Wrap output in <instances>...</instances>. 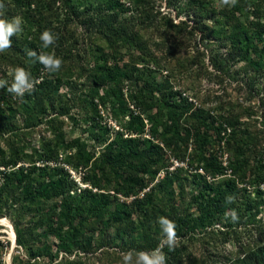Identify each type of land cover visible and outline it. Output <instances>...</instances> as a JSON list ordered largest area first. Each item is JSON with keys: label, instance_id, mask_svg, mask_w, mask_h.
I'll return each mask as SVG.
<instances>
[{"label": "trees", "instance_id": "trees-1", "mask_svg": "<svg viewBox=\"0 0 264 264\" xmlns=\"http://www.w3.org/2000/svg\"><path fill=\"white\" fill-rule=\"evenodd\" d=\"M218 2L166 0L177 21L156 0H0V19L22 18V31L0 53V79L10 86L22 67L39 81L22 98L0 88V220L11 219L26 256L13 255L12 264H89L76 256L93 250L86 238L96 225L98 249L112 237L117 247L151 251L162 239L161 216L177 233L175 246L162 249L166 264H264V127L252 119L259 113L226 93L196 104L173 86L174 70L161 81L163 70L153 69L160 62L150 48L159 45L164 62L172 57L194 82L233 78L239 86L244 71L248 96L257 95L264 0ZM45 30L58 37L48 48ZM199 37L218 46L210 56L218 75L205 64ZM29 49L61 58V69L44 71ZM242 62L240 72L233 68ZM104 110L117 128L103 123ZM82 121L88 127L70 136L66 125ZM40 128L48 135L35 145ZM231 238L240 249L223 261L187 253L186 242L210 249ZM6 247L0 240V264Z\"/></svg>", "mask_w": 264, "mask_h": 264}, {"label": "rangeland", "instance_id": "rangeland-1", "mask_svg": "<svg viewBox=\"0 0 264 264\" xmlns=\"http://www.w3.org/2000/svg\"><path fill=\"white\" fill-rule=\"evenodd\" d=\"M188 0H186L187 2ZM219 2V6H225V4H223L222 0H218ZM162 2V6H158L157 8H160L162 12L164 13H170L172 15V17L176 18L177 21H180L181 18L177 17V10L174 8H169L168 6L166 7V0H156V3H160ZM227 6V5H226ZM255 16V15H254ZM79 31L83 32L84 28H79ZM156 43L160 42L155 40ZM197 44L198 47L201 50H204L206 53L205 56V64L207 65L208 69L211 70L212 72L214 71L216 73V75H218V72H216L211 64H210V56L211 53H213L215 51V49H217V45L215 44H208L207 42H202L200 41V37L199 40H197ZM159 45L155 46L152 45L150 50L153 51L155 53V57L156 59L160 62V64H154L155 67L153 69L159 68L162 69V73H161V77L160 80L161 81H165L168 76L170 75V72L172 70L175 71V77L172 78V82H173V86H175V88H178L180 91L183 92L184 94H188L190 95L192 98H194L198 103H201V101L205 102V98L208 94H210L213 99L216 96L219 95H223V93H226L229 95L230 99L235 101V103L239 102L242 104V108L247 107V108H251L252 111H256L257 114L255 117L253 116L252 119L255 120L254 122V127L260 129V131L263 127H264V123L262 118L259 119V122L256 120L259 118V116H263V112H264V107H263V101H264V90H262V86L264 85V79L263 77H260L257 79L256 82V89H257V95L253 96V98L250 99V97L248 96V84L249 82L245 81V76L248 77L244 71H242V73L238 76L239 80H240V84L238 86V82L233 79V78H229V80H227L224 85H221L219 83L215 81L211 82V80H209L208 77L202 78L201 81H198L197 83L194 82L193 80H191L190 75L188 72H184V70H179L178 66H174L172 67V57H170V60H167L164 62L162 55L159 52ZM222 51H226L225 49H223ZM167 67L172 68L171 70H168ZM239 67V68H238ZM245 67V63L242 62L240 63V65L238 66V64H236L233 68H238L239 72L242 70V68L244 69ZM166 68V69H165ZM157 71V70H156ZM245 75V76H244ZM221 78V76H220ZM219 80V78L217 79ZM241 82H243V85L241 86ZM67 89L64 88L63 91H65ZM185 90L187 92H185ZM214 94V96H213ZM198 96V97H196ZM196 97V98H195ZM228 97V96H227ZM250 99V101H249ZM244 110V109H243ZM245 111V110H244ZM103 115L105 116V119L103 120V123H107L108 125L117 128V122L108 114V111L104 110L103 111ZM244 117L246 118V114H243ZM88 127V124L85 122H81V124L78 126L77 129H74L73 126H71L70 124L66 125V129L68 131V134L70 136L73 137H78L82 134V129H85ZM264 133H262V137H263V141H264ZM44 135H48L45 133V130L43 128L38 129V131L34 134V144L36 145L38 143V139L40 138V136H44ZM85 139H88V133L84 134ZM103 149V147H97V151L101 152V150ZM98 152V153H99ZM228 157V156H227ZM228 159V158H227ZM181 165V164H180ZM73 176L75 178H77L76 180L80 181L81 179L78 178L77 173L73 172ZM164 176V173L162 175V177ZM264 188V186L262 187ZM254 190V189H253ZM149 188L146 189L144 191L148 192ZM256 191V190H255ZM143 194V193H142ZM121 201H125L124 198L120 197ZM136 197H132L129 200H127V202H130L132 200H134ZM135 215V219L137 218V215ZM259 218H264V214H260ZM9 224V225H8ZM218 227H221V225H218ZM14 230V226L13 223L11 221V219L9 217H5L3 219L0 220V240L3 241V243L5 245H9V247L5 248V255H4V261L5 264H12V257L15 254H20L22 255L23 258H25V252L24 250L20 249L18 247L17 244V240H16V232L14 230L15 233V239L14 241L11 239V233ZM113 233V232H112ZM100 235H101V226L100 225H96V228L94 231L90 232V234L88 235V237L86 238L87 241H92L94 248L93 250L88 254H76L74 256H72V258L76 257H80L83 258L85 261H87L89 264H112V258L115 257L116 255H119L122 257L121 253L124 252H128L129 250L127 248H121V247H117L114 245V243H111L112 241V237L107 238V244L104 248L102 249H98L96 242L100 239ZM251 235V234H250ZM95 240H91V239ZM245 237H249V236H245ZM249 240V238H247ZM109 240V241H108ZM53 241V239H52ZM243 243H246V240L244 239ZM242 243V244H243ZM187 245L188 254H192L194 256H204L206 258H208V260H210L212 262V260H218V261H223L225 256L228 257H232V253H235L236 251H238V249H240V245L239 243H235V241L231 238V240L226 243V244H219L216 248H210L208 249L206 246H202L200 244H192V243H185ZM56 249V248H55ZM115 251H117L115 253ZM111 253V254H110ZM103 256V257H102ZM65 257L64 253H60V256L58 258V261L63 260ZM101 257V259H99ZM108 258H110V261L108 262ZM135 257H133L134 259ZM102 260V261H101ZM108 262V263H107ZM114 264H123V257L122 260L119 263H114Z\"/></svg>", "mask_w": 264, "mask_h": 264}, {"label": "clouds", "instance_id": "clouds-1", "mask_svg": "<svg viewBox=\"0 0 264 264\" xmlns=\"http://www.w3.org/2000/svg\"><path fill=\"white\" fill-rule=\"evenodd\" d=\"M223 4L229 5L234 4L235 0H222ZM4 5L0 4V9H3ZM3 12L0 11V16H3ZM22 18L17 16L11 20L0 19V53L11 48L12 41L11 37L22 31ZM58 37L50 30H45L40 35L43 47L48 48L49 46L56 43ZM26 55L33 62H38L43 66L44 71L48 73H54L61 69L62 59L56 57L54 54H45L41 52L37 54L34 50H27ZM39 81L31 77L24 68L17 67L13 69V79L8 85L7 80L0 79V88L7 86V91L14 94L16 97H23L25 93H30L34 90L35 85ZM232 218H236V213L232 212ZM157 223L160 226L162 232V239L160 244L151 251H139L133 252L128 251L121 253L123 257V264H166V257L163 253V247L167 246L169 249L173 248L177 242L176 224L174 221L166 217H158ZM135 256V259L133 257Z\"/></svg>", "mask_w": 264, "mask_h": 264}, {"label": "built area", "instance_id": "built-area-1", "mask_svg": "<svg viewBox=\"0 0 264 264\" xmlns=\"http://www.w3.org/2000/svg\"><path fill=\"white\" fill-rule=\"evenodd\" d=\"M184 96H187V94H184ZM191 101H195V103L198 104V102H196V100H195L194 98H191ZM227 158H228L227 155H225V156L223 157V163H224L225 165L228 163V159H227ZM175 166L177 167V166H181V165H180V163L176 162ZM174 168H175V167H173V168H171V169L174 170ZM200 171L203 173L202 170H200Z\"/></svg>", "mask_w": 264, "mask_h": 264}, {"label": "bare ground", "instance_id": "bare-ground-1", "mask_svg": "<svg viewBox=\"0 0 264 264\" xmlns=\"http://www.w3.org/2000/svg\"><path fill=\"white\" fill-rule=\"evenodd\" d=\"M9 225V224H8ZM11 239L14 241V239H15V233H14V230L12 231V233H11Z\"/></svg>", "mask_w": 264, "mask_h": 264}]
</instances>
